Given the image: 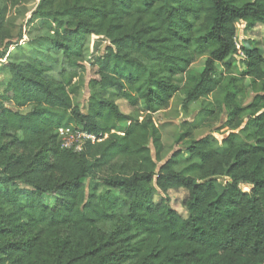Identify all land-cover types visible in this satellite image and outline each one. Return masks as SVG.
Returning <instances> with one entry per match:
<instances>
[{
    "label": "trees",
    "instance_id": "obj_1",
    "mask_svg": "<svg viewBox=\"0 0 264 264\" xmlns=\"http://www.w3.org/2000/svg\"><path fill=\"white\" fill-rule=\"evenodd\" d=\"M18 1L5 5L0 33ZM258 23L264 0H40L28 24L53 35L71 69L82 68L89 37L107 45L93 62L86 112L73 101L82 85L77 74L57 81L36 61L0 66L9 74L0 131L22 146L47 144L32 169L0 175V264H264V55L237 41L239 25ZM200 53L208 56L197 72ZM231 56L245 66L241 77L232 73ZM246 78L263 93L243 106ZM180 90L185 112L194 102L202 108L183 123L181 148L160 165L165 145L154 113ZM223 113L225 133L195 139L206 120ZM120 123H129L123 133ZM60 127L103 139L75 151L63 145ZM49 154L64 179L42 176ZM96 176L103 193L87 190L85 180ZM220 177L230 181L222 186ZM179 189L188 192L186 216L171 205L169 191ZM46 194L57 195L53 205ZM16 235L23 238L5 241Z\"/></svg>",
    "mask_w": 264,
    "mask_h": 264
},
{
    "label": "rangeland",
    "instance_id": "obj_2",
    "mask_svg": "<svg viewBox=\"0 0 264 264\" xmlns=\"http://www.w3.org/2000/svg\"><path fill=\"white\" fill-rule=\"evenodd\" d=\"M11 0H0V21L2 18L5 5ZM40 0H22L12 7L7 16V25L0 33V66L4 65L7 61L16 63L39 62L45 66L50 67V71L46 73L48 79L60 81L70 74H77L82 79L79 93L73 96L74 104L79 106L83 112H86L88 100L91 95L89 81L96 77L93 62L95 58L102 54L105 50L107 42L89 37L85 46V59L82 62V68L71 69L66 64L63 55L56 49L53 44V35L47 30H40L37 27L28 24L29 19L32 17L33 11L36 10ZM5 23V19H4ZM237 41L244 44L246 47L258 48L264 55V24L258 23L254 29L247 30L242 25L238 26ZM31 30V31H30ZM30 31V32H29ZM208 53H200L197 55L193 69L201 72L204 68L205 60ZM228 63L232 66V73L234 76L241 77L242 70L245 66L241 65L235 56L228 59ZM9 79L8 73H3L0 70V91H2ZM77 78L73 79L75 82ZM175 82L182 87L186 82V75H178ZM250 79L246 78L244 81L245 93L239 96V101L243 106H248L252 103L257 91L260 90L261 85L257 88H251ZM261 94L262 91H259ZM109 97L116 99L120 105L121 110L128 114L131 108L128 106L127 101L124 99L115 98L114 93H108ZM185 95L180 90L178 91L171 101L167 109L154 113V119L160 125L163 133V143L165 150L162 155V162L165 163L175 151L181 148L183 141L180 138L183 134V123L185 121L192 122L200 113L202 102H194L189 106L188 112L184 111ZM214 97L210 100L213 101ZM21 112H29V108L20 109ZM227 116L223 113L215 118L205 121L204 125L195 131V139H201L212 133H225ZM129 123H120L117 132L123 133L124 129ZM76 129H79L78 127ZM20 136H22L20 134ZM72 138V137H71ZM73 139V138H72ZM77 141V139H75ZM47 144L45 140H40L30 146H22L17 140L5 136L0 131V175L9 176L10 174H19L26 170L32 169L36 163L43 158L46 154ZM155 155V149L152 148ZM49 165L46 166L45 171L42 173L43 177L52 178L53 180L64 179L66 176L65 170L60 166L55 156L49 154L47 156ZM41 167L44 165H40ZM101 174H99L100 176ZM230 181L228 177L218 178V183L225 186ZM87 190L95 188L99 193H103L107 188L101 184L97 176L85 180ZM16 186L26 187V184L16 182ZM1 187V186H0ZM2 188V187H1ZM244 189H249V186L243 185ZM188 192L185 189L170 190L169 195L171 198V205L181 215L186 216L187 212L183 206V200ZM160 194L155 189V201H160ZM57 198L56 194H46L45 200L48 204L53 205ZM67 233L63 232L58 235L56 241H62L66 238ZM21 235L6 237L5 241L12 239L13 241L20 240ZM79 248H85L83 245Z\"/></svg>",
    "mask_w": 264,
    "mask_h": 264
},
{
    "label": "built area",
    "instance_id": "obj_3",
    "mask_svg": "<svg viewBox=\"0 0 264 264\" xmlns=\"http://www.w3.org/2000/svg\"><path fill=\"white\" fill-rule=\"evenodd\" d=\"M59 134L62 137L63 145L67 148H73L75 151L82 150L83 144L86 140H90L92 143H95L103 139L101 135L97 136L95 134H90L80 128L71 130L69 128L60 127ZM75 139H77V141H75Z\"/></svg>",
    "mask_w": 264,
    "mask_h": 264
}]
</instances>
